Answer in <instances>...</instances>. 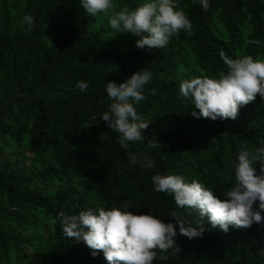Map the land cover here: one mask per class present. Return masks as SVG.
<instances>
[{
	"label": "trees",
	"instance_id": "obj_1",
	"mask_svg": "<svg viewBox=\"0 0 264 264\" xmlns=\"http://www.w3.org/2000/svg\"><path fill=\"white\" fill-rule=\"evenodd\" d=\"M115 2L135 8L143 0ZM177 3L192 31L149 50L136 47L139 37L113 30L107 16L83 11L79 0H0V264H108L102 251L93 256L82 241L64 236L60 214L123 209L125 203L133 214L176 227L180 251L169 250L167 261L153 264H264V221L224 232L205 216L202 236L189 239L168 213L196 228L198 213L178 207L151 181L157 173L182 175L223 200L239 153L264 146L259 94L236 119L213 121L194 117L198 110L179 91L184 80L226 72L221 51L234 59L264 58V0H209L207 11L199 0ZM26 14L35 17L32 29L23 22ZM250 39L261 43L247 44ZM144 68L152 80L135 107L150 121L143 135L162 148L143 141L130 150L152 158L153 169L131 164L117 134L100 119L112 102L106 83H121ZM79 81L87 82L86 91ZM253 167L259 175L260 162Z\"/></svg>",
	"mask_w": 264,
	"mask_h": 264
},
{
	"label": "clouds",
	"instance_id": "obj_2",
	"mask_svg": "<svg viewBox=\"0 0 264 264\" xmlns=\"http://www.w3.org/2000/svg\"><path fill=\"white\" fill-rule=\"evenodd\" d=\"M79 3L83 11L92 16H107L110 27L116 32L139 37L135 44L141 49H163L181 31L193 29L192 21L177 0H143L135 8L121 7L115 0H79ZM199 3L205 11L210 8L209 0H199ZM23 22L32 29L35 17L26 14ZM246 43L259 46L261 42L250 39ZM220 57L226 72L221 71L217 77L201 75L179 85L181 96L190 98L191 105L198 110V114L195 110L191 113L194 117L234 120L239 115V108L254 101L257 94L264 99V58L242 55L234 59L223 51ZM152 75L144 68L121 83L107 82L106 93L112 102L100 116L106 127L117 134L120 147L129 152V162L145 169L155 168L154 160L144 152H132L130 145L147 141L150 149L162 148L160 141L143 135L150 121L145 120L135 107L146 99L144 87L151 82ZM76 86L81 91L88 88L86 81H79ZM155 94L153 90L152 95ZM91 120L96 121L97 116L93 115ZM257 161L260 162L259 175L253 167ZM234 169V182L224 193L223 200L197 180L188 183L182 175H152L155 191L171 194L178 207L196 211L201 219L198 228L185 227L184 217L169 212L179 225V235L189 239L201 237L205 216L212 227H219L224 232L229 226L247 229L253 223L264 221L261 215L264 212V146L255 149L254 153L241 151ZM257 201L258 208H254ZM128 208L125 203L123 209L96 207L80 211L78 215L61 213L63 234L82 241L92 250L93 256L102 251L108 264H153L156 259L167 261L169 250L173 254L180 251L172 222L164 223L150 214L136 215Z\"/></svg>",
	"mask_w": 264,
	"mask_h": 264
},
{
	"label": "rangeland",
	"instance_id": "obj_3",
	"mask_svg": "<svg viewBox=\"0 0 264 264\" xmlns=\"http://www.w3.org/2000/svg\"><path fill=\"white\" fill-rule=\"evenodd\" d=\"M124 5L129 6L130 4L124 3ZM79 178L83 179V178H82V173H81V172L79 173Z\"/></svg>",
	"mask_w": 264,
	"mask_h": 264
}]
</instances>
